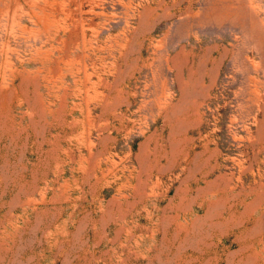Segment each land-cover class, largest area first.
I'll use <instances>...</instances> for the list:
<instances>
[{"label": "rangeland", "instance_id": "1", "mask_svg": "<svg viewBox=\"0 0 264 264\" xmlns=\"http://www.w3.org/2000/svg\"><path fill=\"white\" fill-rule=\"evenodd\" d=\"M0 264H264V0H0Z\"/></svg>", "mask_w": 264, "mask_h": 264}]
</instances>
